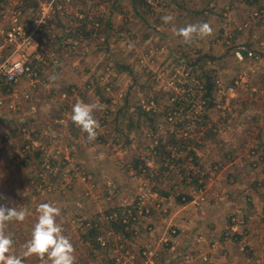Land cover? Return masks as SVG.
<instances>
[{
	"label": "rangeland",
	"instance_id": "1",
	"mask_svg": "<svg viewBox=\"0 0 264 264\" xmlns=\"http://www.w3.org/2000/svg\"><path fill=\"white\" fill-rule=\"evenodd\" d=\"M16 19L34 75L0 86V206L27 213L6 229L14 254L51 203L75 264L262 263L240 210L264 227V0H0V42ZM205 22L191 44L173 31ZM78 101L98 106L95 141ZM191 206L222 228L195 242ZM120 216L127 233L108 224Z\"/></svg>",
	"mask_w": 264,
	"mask_h": 264
},
{
	"label": "clouds",
	"instance_id": "2",
	"mask_svg": "<svg viewBox=\"0 0 264 264\" xmlns=\"http://www.w3.org/2000/svg\"><path fill=\"white\" fill-rule=\"evenodd\" d=\"M173 19L171 15L162 17L165 23H170ZM173 31L187 44H191L194 38L203 39L213 34V28L207 22L189 24L178 29L173 27ZM97 109L98 106L82 101L72 107V122L87 134V140L90 142L96 140L97 130L101 127L93 115ZM37 212L38 222L34 226L31 239L23 246L25 251L22 255L18 256L14 254V241L6 229L9 222H24L27 213L15 207L0 206V264H24V258L33 256L37 257L41 264H75V248L57 222L61 209L51 203H42Z\"/></svg>",
	"mask_w": 264,
	"mask_h": 264
},
{
	"label": "built area",
	"instance_id": "3",
	"mask_svg": "<svg viewBox=\"0 0 264 264\" xmlns=\"http://www.w3.org/2000/svg\"><path fill=\"white\" fill-rule=\"evenodd\" d=\"M32 37L31 33H27L17 19L4 33V41L0 42V86L17 85L24 76L34 75L33 64L28 59L29 57L27 58L28 53L19 50L23 44H32ZM12 43L16 44L14 50L5 54L4 49L10 47ZM238 54L241 56L240 53ZM250 54L252 53L250 52ZM10 91L11 89L8 90L9 94ZM6 100L7 97L0 95V105L4 104Z\"/></svg>",
	"mask_w": 264,
	"mask_h": 264
},
{
	"label": "crops",
	"instance_id": "4",
	"mask_svg": "<svg viewBox=\"0 0 264 264\" xmlns=\"http://www.w3.org/2000/svg\"><path fill=\"white\" fill-rule=\"evenodd\" d=\"M192 201L194 202L195 200L192 199L190 202H192ZM237 203H238V201H237ZM254 203L257 206V208L261 204V202L258 201V198L257 197H256V200H255ZM235 205L237 207V204H235ZM192 207L193 206L189 207V209H187L186 212L181 215V218L182 219L184 218L186 222L190 221V225L194 226V229H193V231L195 233V239H194V241L195 242H198L199 239L204 240L205 238H209V237H211L214 234L213 233L214 230L213 231L211 230V235L210 236H208L207 234H205V235H199V234L202 233V231H200V233L196 232V230L198 229V227H201L202 225L207 224L211 228H215V226H216L215 224H217L218 227L220 228V226L218 224V221H217V217L219 216V214L213 216L210 211H208L209 214L207 212H205V214H201V208L202 207H197V210H196V208H193L192 209ZM209 208L210 207L204 208V209L209 210ZM232 208H235V207H232ZM239 208H241V207H239ZM239 208H237L236 210H239ZM194 212H195V215H194ZM241 213H244V214H246L245 216H248L249 217L248 218L249 225L247 226L248 228L245 229L242 233L240 232L241 234H243V236H240V238H245L246 239L245 242L248 241L249 243L253 244V246L256 249H257V247L260 248V243H261V241L264 238V227H261V226L257 227L256 226L261 221V219L258 217L259 215L255 211H248L247 212L246 210L245 211L242 210ZM192 217H193V219H192ZM201 230H202V228H201ZM217 230H219V229H217ZM188 236H191V235L190 234H187L184 237V234H183V242H185L187 240ZM184 246H185V244H183L182 249L184 248ZM182 249H180V250H182ZM256 249H255V251H251L252 249L248 250V253L249 254H248L247 257H252L254 260H256V261H258L260 263L262 262L261 264H263L264 258L263 259H260V258H261L262 255H264V252L262 250L260 252V251H258ZM199 264H201V263L199 262Z\"/></svg>",
	"mask_w": 264,
	"mask_h": 264
},
{
	"label": "trees",
	"instance_id": "5",
	"mask_svg": "<svg viewBox=\"0 0 264 264\" xmlns=\"http://www.w3.org/2000/svg\"><path fill=\"white\" fill-rule=\"evenodd\" d=\"M99 26V25H98ZM207 84H209V82H207ZM6 85H12V84H6ZM208 86H210V84L208 85ZM211 87V86H210ZM209 87V88H210ZM195 153L193 152V155H194ZM191 198L192 197H187V198H185V200H181L182 202L181 203H186V202H189L190 200H191ZM243 209H241V211H242ZM245 211V210H244ZM243 216H245L246 214H244V213H241ZM246 217V216H245ZM236 218V216H231V218L230 219H232V221H234V220H236L235 219ZM109 226L111 227V228H114L115 229V231L116 232H121V233H127L126 231H127V229H126V226H127V222H124V220H123V218H122V216H120L119 218H115V217H113L112 219H110L109 220ZM243 223H241V225H242ZM95 230H97L95 227H93ZM100 240L97 242V243H95L96 244V246H100Z\"/></svg>",
	"mask_w": 264,
	"mask_h": 264
}]
</instances>
